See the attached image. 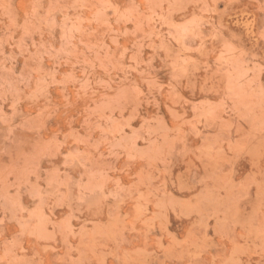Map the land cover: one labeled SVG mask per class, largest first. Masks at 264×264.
<instances>
[{
    "label": "rangeland",
    "instance_id": "1",
    "mask_svg": "<svg viewBox=\"0 0 264 264\" xmlns=\"http://www.w3.org/2000/svg\"><path fill=\"white\" fill-rule=\"evenodd\" d=\"M0 264H264V0H0Z\"/></svg>",
    "mask_w": 264,
    "mask_h": 264
}]
</instances>
